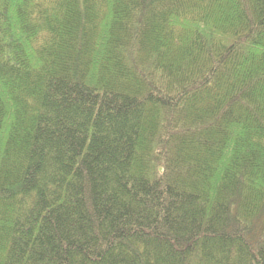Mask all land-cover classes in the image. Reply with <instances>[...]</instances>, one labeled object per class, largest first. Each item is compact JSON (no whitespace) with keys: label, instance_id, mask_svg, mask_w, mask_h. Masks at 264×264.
Masks as SVG:
<instances>
[{"label":"trees","instance_id":"16d2710c","mask_svg":"<svg viewBox=\"0 0 264 264\" xmlns=\"http://www.w3.org/2000/svg\"><path fill=\"white\" fill-rule=\"evenodd\" d=\"M0 264H264V0H0Z\"/></svg>","mask_w":264,"mask_h":264}]
</instances>
